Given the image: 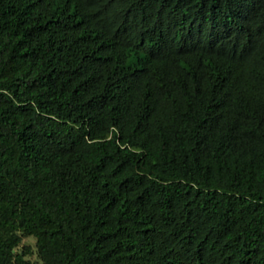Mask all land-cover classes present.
I'll list each match as a JSON object with an SVG mask.
<instances>
[{"label": "trees", "instance_id": "16d2710c", "mask_svg": "<svg viewBox=\"0 0 264 264\" xmlns=\"http://www.w3.org/2000/svg\"><path fill=\"white\" fill-rule=\"evenodd\" d=\"M0 264H264V0H0Z\"/></svg>", "mask_w": 264, "mask_h": 264}, {"label": "rangeland", "instance_id": "374dc122", "mask_svg": "<svg viewBox=\"0 0 264 264\" xmlns=\"http://www.w3.org/2000/svg\"><path fill=\"white\" fill-rule=\"evenodd\" d=\"M28 246L31 250V254L26 256L25 259L31 261V262H34L37 260V257H36V251H35V240L32 238V237H25L22 239V243H21V246ZM20 250V248H18V251Z\"/></svg>", "mask_w": 264, "mask_h": 264}]
</instances>
